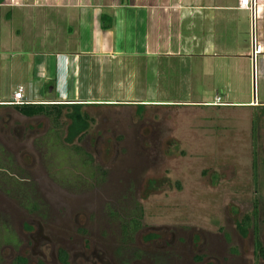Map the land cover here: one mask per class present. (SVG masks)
I'll return each instance as SVG.
<instances>
[{"label": "flooded vegetation", "instance_id": "1", "mask_svg": "<svg viewBox=\"0 0 264 264\" xmlns=\"http://www.w3.org/2000/svg\"><path fill=\"white\" fill-rule=\"evenodd\" d=\"M56 105L62 107L57 117L0 105V264H237L243 246L245 262L264 264V212L259 206L264 195L256 190L255 151L247 182L255 188L254 196L244 214L231 221L233 231H224L219 208L210 231L193 224L150 226L130 191L125 197L115 191L117 201L111 205L109 189L99 188L110 179L107 167L115 182L130 177L129 172L114 175L115 169L130 166L121 157L123 146H156L148 111L155 107ZM73 109L79 113L77 128L66 117ZM252 113L255 145L259 135L264 140V106ZM53 148L63 158H56ZM57 175L64 184H55ZM147 184L140 200L151 192L152 182ZM123 198H130L131 206L122 215Z\"/></svg>", "mask_w": 264, "mask_h": 264}, {"label": "rangeland", "instance_id": "2", "mask_svg": "<svg viewBox=\"0 0 264 264\" xmlns=\"http://www.w3.org/2000/svg\"><path fill=\"white\" fill-rule=\"evenodd\" d=\"M27 11V14H21L15 9L0 6V100L3 101L9 99L15 87H21L26 97L33 98L31 93L36 87L34 84L33 88L26 85L31 80L28 66L31 64L30 60L35 57L32 54L52 49L49 47L53 40L49 36L43 43L40 41L41 30L38 26L28 23L27 19L34 12L30 9ZM240 22L242 24L239 28L245 31V49L249 50V25L246 15L245 20L240 19ZM254 35L256 42L262 47V10L254 20ZM263 51L255 64L253 80L252 69L248 74L247 64L245 72H230L228 78H222L219 77L218 66H212V63L205 59L160 58L155 64V95L152 99L176 103L150 104L158 107L148 109L149 113L153 114L154 135L151 141L155 142L156 146H123L121 157H125L124 160H127L130 166L115 169L114 175H125V172H129L130 177L127 181L117 179L115 182L111 178L112 167H107L110 179L100 183L99 188L101 190L106 187L111 192L107 203L114 205L117 201L115 191H119L122 197L130 191L131 197L141 203L143 221L147 225L164 224L172 227L178 224H193L204 231H210V219L219 208L221 224H225L224 231H233L231 221H237L241 214H244L248 205L246 202L251 201L254 196L255 188L248 184L253 175L252 171L254 172V151L259 163L256 170V190L261 196L264 195V140L259 135L255 140L256 144H252L254 129L251 126L254 117L252 112H247H254L258 106L256 104L253 109L234 108L221 112L214 107L177 104H180L178 101L184 100L209 101L216 95L222 100L250 101L253 92L255 101L264 103V70L261 75V67L264 68ZM140 75L139 71L136 86L133 88V95L137 98L142 94ZM47 85L46 83V87H43L41 98L34 99H55L56 88L49 93L48 88L51 85ZM256 121L257 124L260 123L258 119ZM54 154L58 159L63 158L62 153L59 155V149ZM59 177H54L57 185L63 183ZM149 181L152 182L151 192L140 200L144 190L147 192ZM176 182L178 184H175ZM176 185L179 189L175 188ZM68 190L66 189V192ZM223 197H227L228 201L224 202ZM228 203L231 207H227ZM130 206V198L121 199L120 214L128 213ZM259 206L264 212V197L261 198ZM231 208L235 212H232ZM96 215L99 217L97 213ZM100 218L104 219L103 213ZM243 248L236 258L237 264H248L245 262L247 257L245 247Z\"/></svg>", "mask_w": 264, "mask_h": 264}, {"label": "crops", "instance_id": "3", "mask_svg": "<svg viewBox=\"0 0 264 264\" xmlns=\"http://www.w3.org/2000/svg\"><path fill=\"white\" fill-rule=\"evenodd\" d=\"M258 3V12L264 11V0ZM0 6L21 14L30 9L34 13L28 23L41 30L40 41L49 36L53 40L52 49L33 53L28 66L31 80L26 85L36 87L33 99L41 98L46 83L51 85L49 93L56 88L55 99H34L40 103L175 105L152 99L155 64L160 58L205 59L218 66L222 78L230 72H245L247 64L250 74L245 31L239 28L245 15L249 25V16L238 0H0ZM139 71L142 94L137 98L133 88ZM216 97L221 106L207 105L214 96L177 105L214 107L221 112L264 106L253 96L250 101Z\"/></svg>", "mask_w": 264, "mask_h": 264}, {"label": "built area", "instance_id": "4", "mask_svg": "<svg viewBox=\"0 0 264 264\" xmlns=\"http://www.w3.org/2000/svg\"><path fill=\"white\" fill-rule=\"evenodd\" d=\"M239 8L245 10L249 16V41H248V58L251 63V69L253 71V75L255 72V64L257 62L258 56L261 55L262 47L255 40L254 35V20L256 14L259 10L258 8V0H238ZM33 104H51L47 102H38L33 98H28L23 94V89L21 87L16 88L10 98L6 101L0 102V105H9V106H24V105H33ZM255 105V101L253 102ZM209 106L221 105L219 103V98L215 97L211 103H208Z\"/></svg>", "mask_w": 264, "mask_h": 264}, {"label": "trees", "instance_id": "5", "mask_svg": "<svg viewBox=\"0 0 264 264\" xmlns=\"http://www.w3.org/2000/svg\"><path fill=\"white\" fill-rule=\"evenodd\" d=\"M104 18V16H103ZM101 27H107L102 25ZM18 109H20L21 112L23 113H44L46 115L49 116H55L57 117L60 113H62V107L60 105H56V104H51V105H24V106H14ZM68 110V109H67ZM69 111V110H68ZM66 117L69 119V121L72 124V127L77 128L79 126V113H78V109H73L72 112H69L68 114H66Z\"/></svg>", "mask_w": 264, "mask_h": 264}, {"label": "water", "instance_id": "6", "mask_svg": "<svg viewBox=\"0 0 264 264\" xmlns=\"http://www.w3.org/2000/svg\"><path fill=\"white\" fill-rule=\"evenodd\" d=\"M253 85H254V81H253ZM254 91V90H253ZM253 98H254V92H253ZM262 108V107H261Z\"/></svg>", "mask_w": 264, "mask_h": 264}, {"label": "clouds", "instance_id": "7", "mask_svg": "<svg viewBox=\"0 0 264 264\" xmlns=\"http://www.w3.org/2000/svg\"><path fill=\"white\" fill-rule=\"evenodd\" d=\"M44 105H46V104H44ZM47 105H51V104H47Z\"/></svg>", "mask_w": 264, "mask_h": 264}]
</instances>
